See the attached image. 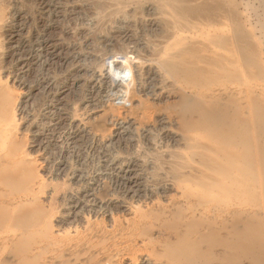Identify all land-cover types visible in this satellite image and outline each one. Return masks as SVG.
<instances>
[{
    "label": "rangeland",
    "instance_id": "1",
    "mask_svg": "<svg viewBox=\"0 0 264 264\" xmlns=\"http://www.w3.org/2000/svg\"><path fill=\"white\" fill-rule=\"evenodd\" d=\"M4 1L6 4L3 8H7L3 11L4 19L0 23V99L7 97L6 104L10 103L12 106H0V130L6 136L0 135V155L6 153V149L9 154L21 153L25 160L23 180L26 176L32 177L33 187H27L30 182L22 183L25 188L23 185L15 188L20 191H17L20 193L18 195L12 185L2 182L0 203L3 200V204L17 203L21 206L33 201L31 206L34 218L33 230L30 227L28 230V226L20 222L22 220H11L10 217L7 218L9 223L1 220L4 225L0 224V243H3L0 244V264H36L41 256V262L37 264H161L157 257L162 249L175 245L181 236L179 234L185 233L183 227L180 228V222L183 219V223L189 219L192 221V217L195 219L202 212L195 197L199 187L186 180L190 177V172H187L190 169L184 167L183 170L185 163L200 167L195 159L189 160V149L185 148V144L189 145V140L185 141L189 137L184 133L182 116L185 115L186 103L193 100L182 84L169 76L163 60L168 52H173L175 42L185 43L190 38L193 42L217 39L212 40V36L205 34L200 36V31L195 28L193 33L184 31L175 34L174 39L173 24L180 21L181 17L167 14L165 0ZM200 1L204 0L189 4L195 6ZM220 1L226 11L221 22L225 24L222 27L227 36L232 37L239 25L244 51L249 54L252 47L256 49L257 80L248 78L242 72L241 82L231 80L228 83L223 78L222 82L210 86V94L212 92L217 97L220 95L222 99L226 97V101L231 100L237 104L243 96L246 99L248 96L249 99L246 92L252 83H256L255 102L259 107L261 121V128L259 126L257 131L258 155L260 153L262 164L264 0ZM236 11L240 16L237 20L234 15ZM36 39L43 40L44 46L38 47ZM38 54H41L39 60L35 58ZM230 84H233L232 87ZM243 102L245 104L247 100ZM248 103L251 104L247 102L243 107ZM65 134H70L68 139ZM9 143L14 146L11 151ZM47 144L49 151L52 150L53 153V156L50 155L54 158L52 163L45 159L49 156V151L44 148ZM79 146L82 148L81 154L76 153ZM183 155L186 159L181 157ZM181 162L184 163L183 166ZM95 169H99L98 172ZM175 171L176 175L178 172L182 174L176 176ZM80 172L84 175L77 181L75 177ZM174 177L180 180L187 178L185 181L179 180L182 184H178ZM258 179L260 205L257 211L264 245V166L259 167ZM113 181L127 184L128 188L119 189ZM31 192L33 200H27L25 195H31ZM183 194H188V198ZM29 195L28 198L31 197ZM70 195L85 196L82 199L85 210L79 209L80 206L73 208V198ZM245 196L240 198L238 205L239 208L248 210L251 200L249 196ZM7 198L11 200L9 203ZM220 200L224 201V198ZM100 205L109 207L110 211L94 214L89 208L95 207L94 210L97 211ZM37 207L40 214L47 218H41ZM180 207L185 208L180 209L182 212L179 214L183 215L179 217V214L173 212ZM221 207L224 208L223 204ZM12 208L14 210L15 207ZM189 208H192L191 212L194 208L197 210L192 217L189 216L193 215ZM36 214L42 219V224H50L49 231L45 228L47 225L44 227L37 224L40 220L36 221ZM204 217L209 218L206 215ZM141 219L145 223H142L143 226L148 227L150 224L148 229L143 227L146 233L143 232L142 237L136 234L143 230ZM196 226V232L200 231L201 226ZM88 227L91 229L90 233ZM131 232H136V235ZM41 233V237L46 236L44 243L41 237L38 240ZM121 235L124 236L120 237ZM89 236L92 237L90 241ZM47 237H55V240L49 242ZM80 237L83 239L80 240ZM66 238L73 242H68ZM51 241L56 245L50 244ZM41 245L46 246L47 250ZM50 245H53L52 248ZM36 248L40 249L36 251ZM21 249H24V254ZM55 249H64V253L61 250L64 255L54 252ZM39 250H44L46 255L48 253L50 260L57 258L51 262L47 260L49 257L42 254L44 251L40 253ZM131 250H134L133 256L137 255L135 260L130 254ZM152 252L157 255L155 258L154 254L151 256ZM34 256L38 260L32 258ZM33 259L37 261L33 263Z\"/></svg>",
    "mask_w": 264,
    "mask_h": 264
},
{
    "label": "bare ground",
    "instance_id": "2",
    "mask_svg": "<svg viewBox=\"0 0 264 264\" xmlns=\"http://www.w3.org/2000/svg\"><path fill=\"white\" fill-rule=\"evenodd\" d=\"M35 1H38V0H35ZM192 1H197V0H165L164 5H165V8L168 10L167 14L172 15V16L181 17L180 21H177L173 24V28H172L173 38L175 39L174 35L175 34L177 35V33H179V32L185 31L188 33H193L192 31L195 28L196 31H200V36L203 34H205L206 36H212L210 38L212 40H214V38H216L217 41H210L208 39H204V41L197 40V42H196V40H195L193 42V39L190 38L185 43L175 42L176 44H175V48H173V50H172L173 52L171 51L172 53H170V52L167 53L166 57L163 60V65L167 68L169 76L171 78H174L178 83H181L183 89L187 93H189L190 96L192 97L190 99L193 100L191 102L186 103L185 112H184L185 115L182 116L183 121H184V133L187 137H189L187 140H185V141L189 140V145H188V143L185 144V148H186V150L189 149L188 150L189 151L188 156H189V158H191L189 160L195 159V162H197V164L200 167L191 165V163L190 164L185 163L186 165L183 166L184 163L182 164V162H181V165L183 166V170H184V167H185V169L186 168L188 170L190 169V171H187V172H190V174L188 173L190 177H188V178L186 177L187 179L184 178L181 180L185 181V179H186L188 182H191L193 185H196L197 187H199V189L196 192L197 196H195V197H197L196 198V201H197L196 204L198 206H201V208H202L201 214H203L204 216L206 215L209 218H207V217L205 218L200 213H198V216H196V217H199V218L195 217V219H193L192 216H194L195 208L192 212H191L192 208L191 209L189 208L190 212L193 214V215H191V214L189 215L192 217V218L190 217L192 219V221H189L190 220L189 219V220H187L188 222L183 223L184 219L183 220L181 219L183 222L182 221L180 222L181 223L180 228L183 227V230H184L183 232H185V233L179 234L181 236L178 237V241L175 245L164 247L161 251L162 253L160 255H158L157 261L162 262L161 264H264V245H263V239L260 235L261 222H259V216H258V211H257L259 209L258 207L260 205L259 204L260 202L258 201V190H257L258 185H259V179H258L259 167L264 166V160L262 161V164H261L260 153L258 155V135L259 134L257 131H258L259 126L261 128V121H260L259 107L257 106V104L255 102V98H256L255 84L256 83H252L251 87L248 84L249 90H248V92H246V91L245 92L249 94V99H248V96H247V99L245 98L246 96L245 97L243 96V98L239 99V103H237V104L233 103L231 100H230V102L226 101L225 100L226 97L222 99L220 97V95H219V97H217L212 92L210 94V89H209L210 86L216 85L217 82H219V81L222 82L223 78L228 83L231 80H232V82L233 81H237L238 83L241 82L240 76H241L242 72L244 74L248 75L247 76L248 78H252L254 80H257L256 49L254 47H252L251 52L249 54L244 51L243 45H242V37L240 35L241 27H239V25H238V31H236L232 37L229 38V36H227V32H225L224 27H222L225 24H223L221 22V20H223L225 17L226 11L224 8H222L223 4L220 0H218V1L217 0H204V1H200L199 3L197 2V4L195 6H192L189 4ZM4 4H6L5 1L0 0V23L4 19V13L5 12H3V11L5 8H7V7L3 8ZM234 15L236 17V20L238 18H240L238 11L234 12ZM238 24H239V22H238ZM212 27H214V28H212ZM204 28H206V29H204ZM210 33H211V35H210ZM218 34H220V35H218ZM35 42L37 43L38 47H43L45 44L43 40H39V39H36ZM33 43H34V41H33ZM0 49H1V45H0ZM40 56H41V54H38L35 56V58H38L37 60H39ZM232 85L233 84H230L231 87H232ZM236 85H237V83H236ZM235 87H237V86H235ZM243 88H245V87H243ZM221 90H220V92L222 93ZM240 90H242V88H240ZM236 91H237V89H236ZM0 94H1V92H0ZM223 94H225V93H223ZM229 94H226V95L228 96ZM248 94H246V95H248ZM7 100H8L7 97H4L2 100L0 99V104H1L0 106L3 105V107H9L10 108L12 105L10 103L6 104ZM223 100H225V101H223ZM243 100L245 102L247 100V102L251 103L250 105H249V103H248V105H246V106H248V108L246 106L243 107L245 104H247V102L244 104ZM248 100H250V101H248ZM6 117H7V115H6ZM4 118H5V116H4ZM0 132H1L0 133V135H1L2 130H0ZM4 136L5 135H3V137ZM67 136H70V134L66 135V137ZM68 138L69 137H67L66 139H68ZM11 140H13V136H11ZM9 144H10V148L9 147L8 148L11 151L14 148V146H11L12 145L11 143H9ZM90 147H91V145H90ZM44 148H45V151H49L48 148H50V147H48V144H47V146H45ZM80 148H81V146H79L77 148V150H76L77 154H79L81 152L82 148L81 149ZM6 150H5L6 153L3 152L4 154L0 155V177L3 176L2 180L0 179L1 185H2V182H7L10 186L12 185L13 190H15V188L20 186V185L21 186L23 185V187L25 188V185L22 183L26 184L27 182H30V185L27 187H29V188L33 187L31 184L33 180L30 179L32 177L26 176V179L24 178L25 180H23L22 174H23L24 165H25L24 156H22L21 153L20 154L19 153L9 154L8 149H6ZM47 153L49 156L47 155L48 157L45 159L47 161H50V163L54 162V158L50 157V155L53 156L52 150H51V152L49 151ZM88 153H89V151H88ZM181 157H184V155ZM184 158L186 159V157H184ZM176 167H178V166H176ZM195 167H197V168H195ZM121 168L122 167H120L119 169L121 170ZM180 169L181 168H179V170ZM98 170H96V171L98 172ZM179 170H177V171H179ZM27 171H28V169L26 168L25 172H27ZM97 172H95V173H97ZM174 173L176 175V171ZM178 174H182V173L178 172L177 175ZM21 175H22V178H21ZM82 175H84V174H81V172H80V174H78L75 177V179H77V181H79L80 178H82L81 177ZM185 175H186V173H185ZM182 176L183 175H181V177ZM175 178L176 177H174V180L175 181L178 180V184H179V182L181 180L177 179V178L175 179ZM114 180H115V178H114ZM109 182H111V180H109ZM119 182H120V180H119ZM119 182L117 183L116 181H113V184H115V185L117 184V188H119V189L124 188L123 190H125V187L128 188V186H126L127 184H120ZM180 184H182V183L180 182ZM18 188H20V187H18ZM18 188H17V191H18ZM29 188H28V190H30ZM179 188H180V186H179ZM28 190L26 189V192H28ZM180 190H182V189L180 188ZM17 191L15 190L16 193H17ZM18 192H20V191H18ZM213 193L218 194V195H211ZM7 194H5V195H7ZM28 195H25V198L27 200L28 199L33 200V193L31 195H29V196H31L29 198L27 197ZM183 195L188 198V196H187L188 194L187 195L183 194ZM194 195H195V193H194ZM243 195L249 196V198L251 200V201L249 200L250 201L249 205L247 204L249 206L248 210H243L245 208H239L240 205H238V202ZM19 197L20 196H18V200H20ZM70 197H71V195H70ZM84 197L85 196L71 197V198H73L72 199L73 200V208L80 206L81 208H79V209H82V211L85 210V208H86V207H84L85 203L84 204L82 203L83 202L82 199H84ZM220 198H224V201H221ZM1 200H2V198H1ZM14 200H17V199H14ZM10 201L11 200L8 199V203ZM3 202L4 201L2 200V202L0 204H3ZM91 202L93 203L94 206L97 205L95 203V201L92 200ZM13 203H14V201H13ZM222 204L224 207L223 209L221 207ZM239 204H241V203H239ZM245 204H246V202H245ZM3 205L0 206V209H1V211H0V224H2V222H3V221L1 222V220H5L8 222L7 218L10 217V218H12L11 220H16V221L22 220L20 222H23L22 224L25 223L24 225L26 227L28 226L27 229L30 227L29 229L32 228V230H33V218H34L33 216L34 215H33V207L31 206V205H33V201L29 202V204H27V202H25L21 206L17 203H14V205L6 203L5 204L6 206H4V207H3ZM241 205H243V204H241ZM12 206L15 207L14 210H13ZM232 207H234V209H231ZM89 208L92 209L91 211H93L94 214H97V213L103 214V213L107 212L106 210L110 211L109 207H106L105 205H100L99 207H97L98 208L97 211L94 210V209H96L95 207H89ZM181 208L182 207H180L179 209H176V210L178 211ZM184 208L185 207H183L182 210ZM228 209H230V210L228 211ZM87 210H89V209L87 208ZM87 210H86V212L89 213ZM99 210H101V211L98 212ZM177 211H174L173 213L178 215L180 212H182L181 210L179 212H177ZM184 211L187 212L186 209ZM37 212L40 214V210L38 209V207H37ZM195 212H197V210ZM218 213H220V215ZM34 214H35V212H34ZM37 215L38 214H36V216ZM177 215H175V216L177 218H179L181 215H183V213H181V215L179 214L178 215L179 217ZM216 215H218V217H216ZM40 216L42 218L43 215L40 214ZM40 216L35 217L36 221L39 219L38 217H40ZM44 217L45 216H43V218ZM41 218L39 219L40 221H37V224L39 223L40 226L44 225V227H45L47 225V223L45 221H43V223H46V224H42ZM45 218H47V217H45ZM175 218H173V219H175ZM142 219H141V221H142L141 224L138 223V225L139 224L142 225V223H143V225H145V223L143 222L144 219L143 220ZM145 220H146V218H145ZM185 220H186V218H185ZM4 223H6V222H4ZM134 223L135 222H133V224ZM22 224H20V226ZM37 224H35V225L39 229V226ZM197 224H199V225H197ZM201 224L203 225V229H202ZM3 225L4 224H2V226ZM11 225H12V223H11ZM24 225H22V226H24ZM138 225H137V227H138ZM143 225L141 226V228L146 227V229H148L150 224H148V227H147V225L146 226H143ZM47 226L48 227H45V228H46V230L48 228L47 231H49V228L51 226H50V224ZM174 226H175V224H174ZM195 226L196 227L201 226L199 228H201L202 230L200 229V231H198L199 230V228H198V230H197L198 232H196ZM44 227L43 228L40 227V228L44 229ZM20 228H22V227H20ZM89 228L90 227H88V229ZM175 228H176V226H175ZM11 229H12V227H11ZM136 229H138V228H136ZM144 229L145 228H143V230ZM90 230L91 229H89L88 232ZM133 230H135V229H133ZM143 230L142 231L140 230L141 231L140 232L138 229L140 234H138L136 232H134V234L136 233L137 235H140V237H142L144 235L143 232L146 231V230H144V231ZM37 232H34V233H37ZM40 232H42V231H40ZM50 232H51V230H50ZM147 232H148V230H147ZM98 233H96V234L98 235ZM193 233H195V235ZM37 234H40V233L38 232ZM134 234L132 233V235H134ZM47 235H49V237H50V234H47ZM26 236H28V235H26ZM38 236H37L38 240H40L42 233H41V235H38ZM52 236H54V235H52ZM85 236H88V235H85ZM90 236H89V241L92 238V237L90 238ZM123 236L121 235L120 237H123ZM33 237H35V236H33ZM81 237H80V240L83 239ZM41 238H42V241L44 243L45 242L44 238H46V236L41 237ZM54 238L52 239V238L47 237L49 242H50V240H52V241L55 240ZM11 239H9V240H11ZM29 240H31V239H29ZM80 240H79V242H80ZM28 241H26V242H28ZM42 241H41V244H43ZM69 241H71V240H68V242ZM77 241L76 242L74 241V243H77ZM3 242H5V241L3 240ZM15 242H16V240H15ZM49 242H48V245H49ZM71 242H73V240ZM79 242H78V244H79ZM17 243H18V240H17ZM64 243H66V242L64 241ZM18 244H20V243H18ZM50 244H53V242ZM58 244H59V242H58ZM12 245H14V244H12ZM48 245H46L47 248H48ZM53 245H56V243ZM66 245H68V244H66ZM66 245H64V246L66 247ZM95 245L96 244H94V247H95ZM24 246H25V244H24ZM41 246H43V245H41ZM46 246H43L45 248H43V247L42 248L46 249ZM52 246L50 245L49 247L52 248ZM16 247H18V245ZM19 247H20V245H19ZM38 247H40V245ZM69 247H71V246H69ZM6 248L7 247H5V249ZM54 248H55V246H54ZM152 248H153V246H152ZM36 249H37L36 251H38V249H40V248H36ZM57 249H58V247H57ZM132 249H133V247H132ZM21 250L23 253L24 249H21ZM61 250L64 253L65 250L64 249H61ZM61 250L58 251L55 249L54 252L58 251L60 253ZM39 251L41 253L44 250H42V251L39 250ZM132 251H134V250H131L130 254L133 256ZM32 252H33V250H32ZM49 252H50V250H49ZM66 252H69V251H66ZM145 252H147V251H145ZM16 253L18 254V252H16ZM52 253L53 252L51 251V254ZM134 253H137V252H134ZM36 254H37V252H36ZM42 254H45V256L48 255V253L46 255L45 251L42 252ZM66 254L67 253H65V255ZM152 254L155 255V256L153 255L154 258L157 256L154 252L151 253V256H152ZM33 255H34V253H33ZM37 255H39V252ZM63 255H62V257H63ZM40 256H41V254H40ZM51 256H53V255H51ZM54 256H57V255L55 254ZM135 256L137 257V255H135ZM135 256H133L134 260H135ZM41 257H39L40 260H38V258L34 256L32 258H37L38 261L36 259H33V261L30 260V261H32L33 263H34V261H37L39 263V261L41 262ZM48 257L49 256H47L46 258H48ZM139 257H140V255H139ZM56 258L57 257H55L54 259H56ZM47 260H50V257ZM53 260L51 259L50 261L52 262ZM43 261H45L47 263L46 260H43ZM37 262H36V264H37ZM26 263H27V261H26ZM42 264H43V262H42Z\"/></svg>",
    "mask_w": 264,
    "mask_h": 264
}]
</instances>
